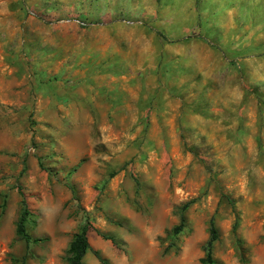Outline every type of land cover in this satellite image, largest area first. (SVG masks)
<instances>
[{
  "label": "rangeland",
  "instance_id": "obj_1",
  "mask_svg": "<svg viewBox=\"0 0 264 264\" xmlns=\"http://www.w3.org/2000/svg\"><path fill=\"white\" fill-rule=\"evenodd\" d=\"M210 222L264 264V0H0V264L85 223L105 264H201Z\"/></svg>",
  "mask_w": 264,
  "mask_h": 264
},
{
  "label": "trees",
  "instance_id": "obj_2",
  "mask_svg": "<svg viewBox=\"0 0 264 264\" xmlns=\"http://www.w3.org/2000/svg\"><path fill=\"white\" fill-rule=\"evenodd\" d=\"M21 211L19 213V217L15 224V235L20 237L25 243L29 242V236L25 231V224L27 222V217L29 216V212L26 208V204L24 200H21ZM89 226L87 223L82 224L76 233L73 234L70 242L67 245L65 250L66 254V264H82L81 260L87 251H90L93 256L100 262V264H105L104 260L101 259L95 251H92L89 247L87 240V231ZM179 229L177 228L176 231ZM104 240L112 239L102 236ZM215 240V230L212 227V223L210 222L209 236L204 245V257L200 259L201 264H212V260L210 258V247L213 241Z\"/></svg>",
  "mask_w": 264,
  "mask_h": 264
}]
</instances>
